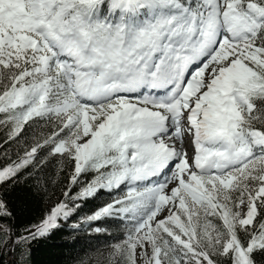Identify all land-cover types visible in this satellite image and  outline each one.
Returning a JSON list of instances; mask_svg holds the SVG:
<instances>
[{"label":"snow or ice","instance_id":"1","mask_svg":"<svg viewBox=\"0 0 264 264\" xmlns=\"http://www.w3.org/2000/svg\"><path fill=\"white\" fill-rule=\"evenodd\" d=\"M104 196L100 264H264V0H0V264Z\"/></svg>","mask_w":264,"mask_h":264},{"label":"trees","instance_id":"2","mask_svg":"<svg viewBox=\"0 0 264 264\" xmlns=\"http://www.w3.org/2000/svg\"><path fill=\"white\" fill-rule=\"evenodd\" d=\"M8 150L11 152V148ZM41 175L46 179L55 181L54 184L49 185L47 196L43 198L36 197L27 192L26 189L18 188L8 197L16 210L14 224L17 229L22 230L25 226L37 222L48 207L55 203L57 198L66 199L60 196L63 187L61 184L63 173H60L59 176L56 175L55 163L50 165L46 169V173H41ZM65 183L67 182L65 181ZM105 197L108 196L102 198ZM82 205L78 209L77 216L69 221V224L80 223V228L73 229L65 225L50 240L35 245L32 257L33 264H79L80 260L86 261V264H100L101 260L94 258L95 255L101 248L120 239V228L111 222H93L90 227L80 221V215L91 214L100 204L96 201H88L82 202ZM96 224L107 229V232L97 233L91 231ZM2 259L5 264H8L12 260V254L9 253L3 256Z\"/></svg>","mask_w":264,"mask_h":264},{"label":"rangeland","instance_id":"3","mask_svg":"<svg viewBox=\"0 0 264 264\" xmlns=\"http://www.w3.org/2000/svg\"><path fill=\"white\" fill-rule=\"evenodd\" d=\"M87 215H89V214H85V215L82 214V215L79 216V219H80L81 221H83ZM94 232H95V231H94ZM110 245H111V244H110ZM108 246H109V245H107V246L101 248V249L99 250V252H97V255H95L94 258L99 259V260H102L101 253L107 252V250H108Z\"/></svg>","mask_w":264,"mask_h":264}]
</instances>
